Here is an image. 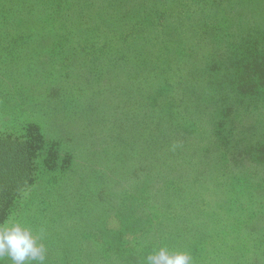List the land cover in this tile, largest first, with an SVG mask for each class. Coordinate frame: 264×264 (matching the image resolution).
Here are the masks:
<instances>
[{
    "label": "trees",
    "instance_id": "obj_1",
    "mask_svg": "<svg viewBox=\"0 0 264 264\" xmlns=\"http://www.w3.org/2000/svg\"><path fill=\"white\" fill-rule=\"evenodd\" d=\"M39 1L0 0V17L16 18L14 28L22 17H34ZM126 2L122 9H108L105 15L111 17L108 26L103 19L100 31H96L109 45L102 59L109 55L121 63L118 71L106 74L113 81L108 79L105 92L119 97L109 116L110 135L106 142H114L109 147L119 157L122 171L113 175L114 169L103 175L102 197L95 201L103 211L99 216L89 215L91 222L86 223L87 228L98 234L117 257L124 249L122 239L136 234L142 250L130 257H119L129 264H142V251L158 248V244L170 247L175 239L186 245L190 230L198 231L202 238L214 234L220 238L221 221L229 222L230 230L250 231L246 238L259 233L264 236V215L249 222L245 221L247 217L230 216L238 210L218 204L214 213L205 212L193 203L200 198L191 202L187 199L197 194L210 201L212 194H205L203 189H210L220 178L225 159L234 172L240 175L261 172L264 180L261 170L264 167V12L258 11L260 3L254 0L253 3L250 0ZM10 5H14L15 11L9 10ZM106 8L103 0H80L72 11L78 15L75 31H84L82 21L86 17H101ZM160 8L164 9L158 12ZM229 9L234 18L227 32L219 24L221 12H230ZM114 32L117 37L112 36ZM246 50L248 60L240 55ZM32 162L27 142L0 135V223L16 196L27 187ZM98 190L91 191L92 196ZM213 194L225 197L222 191ZM254 194L264 199V191L257 189ZM152 198L154 208L145 211L141 201L149 202ZM124 203L127 205L120 210ZM222 212L226 214L223 217ZM243 212L249 215L248 210H242L239 215ZM60 228L55 243L64 239L66 226ZM170 231L173 237L162 246L161 237ZM252 245L247 252H253L255 245ZM235 249L233 244L223 248L238 254ZM240 254L244 256L243 251Z\"/></svg>",
    "mask_w": 264,
    "mask_h": 264
},
{
    "label": "rangeland",
    "instance_id": "obj_2",
    "mask_svg": "<svg viewBox=\"0 0 264 264\" xmlns=\"http://www.w3.org/2000/svg\"><path fill=\"white\" fill-rule=\"evenodd\" d=\"M254 1L260 3L261 10L258 6V11L264 12V0ZM103 2L107 8L102 16L86 17L81 23L84 31L79 32L73 28L78 25L75 21L78 15L72 11L80 0H40L34 17H22L24 19L14 28L12 24L16 18L0 17L4 24L0 27V135L27 142L33 157L28 185L16 196L2 216L1 223L19 222L30 227L45 245V264H129L119 257H130L133 252L138 253V249L142 250L136 234L126 235L122 239L124 249L117 257L107 243L86 226L91 222L89 215L95 213L99 216L103 211L95 203L102 197L103 175L114 169L113 175L122 171L120 159L112 147L114 142H106L110 135L107 127L111 120L109 116L114 112L119 97L110 91L105 92L108 79L113 81V77L106 74L118 71L121 63L109 55L102 59L109 45L96 31H100L98 28L103 25V19L108 26V19H111L105 17L108 9H122L127 2ZM9 10L15 11L14 5H10ZM231 11L221 12L223 16L219 26L227 32L234 18ZM244 11L250 14L248 9ZM116 35L114 32L112 36ZM246 54L247 50L240 55L248 60ZM224 162L220 178L212 183L210 189H203L205 194H212L210 201L197 194H191L188 201L200 198L193 202L194 205L213 213L221 204L238 210L235 214L231 212L230 216L247 217L245 221L249 222L262 217L264 199L254 194L257 189L264 191L261 172H257L259 175H240L231 169L228 160ZM261 170L264 172V167ZM97 189L98 192L92 196L91 191ZM214 191H222L225 197H215ZM141 203L145 211H151L155 200L152 198ZM126 205L124 203L118 209ZM242 210H248L249 215L244 212L239 215ZM223 214L225 212L220 215L223 217ZM61 225L66 226L65 236L55 243L61 233ZM229 225L226 221L219 223L220 238H215V234L202 238L198 231L190 230L186 245L173 239L167 248L171 252L189 253L193 264H264V236L259 233V236L246 238L247 234L251 235L250 231L237 232L228 229ZM197 235L195 242L190 243ZM170 237H173L171 231L161 237V245ZM252 243L255 249L247 252ZM232 244L238 254L223 250L224 246L232 247ZM159 248L160 244L158 248L143 250L140 256V259L144 256L142 264H146L149 253ZM241 251L244 256H241ZM5 264H11V261L6 259Z\"/></svg>",
    "mask_w": 264,
    "mask_h": 264
},
{
    "label": "clouds",
    "instance_id": "obj_3",
    "mask_svg": "<svg viewBox=\"0 0 264 264\" xmlns=\"http://www.w3.org/2000/svg\"><path fill=\"white\" fill-rule=\"evenodd\" d=\"M45 264L46 248L30 227L19 222L0 223V264ZM146 264H193L187 252L160 247L146 256Z\"/></svg>",
    "mask_w": 264,
    "mask_h": 264
}]
</instances>
